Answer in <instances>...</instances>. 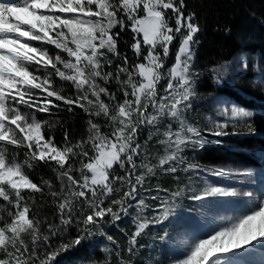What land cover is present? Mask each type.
<instances>
[{
    "label": "snow or ice",
    "instance_id": "snow-or-ice-1",
    "mask_svg": "<svg viewBox=\"0 0 264 264\" xmlns=\"http://www.w3.org/2000/svg\"><path fill=\"white\" fill-rule=\"evenodd\" d=\"M201 31L186 0H0V264H55L61 253L100 231L106 217L119 221L133 207L127 258L112 236L107 239L114 247L103 251L104 264H113V254L115 264H134L138 238L168 219L186 193L202 205L221 197L249 200L241 215L194 240L172 264H232L230 253L264 246V197L218 186L207 176L199 182L189 176L180 187L181 173L199 170L219 178L253 175L205 167L184 154L213 142L205 132L228 135L230 125L252 116L233 104L219 113L224 122L209 128L194 122ZM126 32L132 34L131 43L125 42L131 56L119 47ZM56 77L75 92L54 87ZM57 102L88 114L86 135L73 141L65 130L58 142L46 133L53 123L38 120L35 112L59 110ZM145 127L148 138L141 141ZM153 137L162 154L151 151ZM38 165L49 167L54 179L35 182L30 170ZM158 172L173 177L175 190L150 185ZM43 207L52 208V215L42 216ZM145 264H153L152 258Z\"/></svg>",
    "mask_w": 264,
    "mask_h": 264
},
{
    "label": "rangeland",
    "instance_id": "rangeland-1",
    "mask_svg": "<svg viewBox=\"0 0 264 264\" xmlns=\"http://www.w3.org/2000/svg\"><path fill=\"white\" fill-rule=\"evenodd\" d=\"M130 34V32H128ZM178 47V42L175 44ZM131 52V49L129 47ZM50 52H55L57 50L49 46ZM132 55V52H131ZM170 55L173 58L175 52L173 50ZM170 59V57H169ZM172 62L168 61L170 66ZM251 64V65H249ZM252 66V69L250 68ZM226 67V71L213 72L215 81L217 84L227 86L239 87L240 84L249 85L251 88L260 93L261 97H264V70L262 66V61L259 55H249L244 53H239L232 61H227L224 64L216 67L215 69H223ZM57 82H65L56 77ZM197 86V82H196ZM196 95L193 97L191 115L194 117V122L202 128H209L212 126L213 121L224 122L227 117L221 116L219 113L224 107L235 104L247 111L252 113L245 122H242L238 127H230L227 129L228 135H245L248 133H254V136L264 135V114L259 110L249 109L245 106L239 105L238 103L230 100L226 95L217 94V92H212L209 94H200L196 91ZM54 87L61 88L54 83ZM74 89V88H73ZM74 91H70V94ZM61 105L62 102H57ZM60 110V109H59ZM53 109L51 113L35 112L36 118H39V114H50L53 115L55 112L59 111ZM51 117V116H50ZM43 121V120H41ZM52 123V122H51ZM250 124L254 131H250L244 124ZM46 133L55 136L53 128H45ZM149 129L145 127L144 132L141 136V141L147 140ZM204 135L209 141H213L214 144L217 143L218 137L225 136H214L208 132ZM156 137H153L152 141L149 142L150 149L153 152H160L162 154L161 146L155 143ZM206 144V145H208ZM201 149H193L191 147L185 149V155L193 163H199L205 167L211 168H224L233 169L238 172L250 171L253 173L252 176L243 175H233L231 177L219 178L211 176L205 173L203 170L197 172H189L188 174L181 173L183 178V183L180 187H186L188 185L187 177H192L193 181L199 182L201 177L207 176V179L218 186L233 187L238 191H253L257 198L264 197V150H258L257 155L260 160V165L256 166H242L241 161H235L232 157L226 158V165H220L217 167L215 165H209L206 162L196 160L195 158H190L193 153L199 152ZM154 162V161H153ZM119 171V170H118ZM169 176L158 172L156 176L150 178V185L154 188L155 185L159 184L165 187L162 182H160L159 177L164 178ZM175 190V185L171 188ZM152 194H155L154 191ZM145 195H148L147 193ZM189 193L185 196L177 198L171 209V213L165 221L161 224L150 225L148 229L142 234L141 241L138 243V253L132 257L134 264L136 262H142L145 264L146 260L151 257L153 264H172L175 259L183 258L188 246L196 239L204 238L207 233L212 232L215 228L223 225L227 222L228 217H235L241 215L245 210V205L248 203L249 198L238 196V197H221L213 198L211 200L203 202L192 201L189 198ZM146 203H153L150 199H146ZM149 214V213H146ZM136 215L135 208L129 209L128 216H122V219L116 222H112L109 217H106V223L101 225L100 231H95L94 234L86 238L89 244H97L98 241H104L105 245H99L101 249L105 247H114L107 239L108 236H112L116 240L121 249H126L128 247L127 239L128 236L135 231V226L132 225V219ZM101 232L104 234L102 235ZM167 233L164 239L161 237ZM121 239H124L125 244L123 245ZM142 245V247H141ZM125 246V247H124ZM142 249H146L145 253H141ZM141 253V254H139ZM107 255V254H106ZM124 255V251L122 252ZM127 258V257H126ZM65 257L61 258L63 261ZM229 259L232 264H264V246L256 245L255 247L248 246L246 249H241L235 254H229ZM91 264L94 262H90ZM55 264H58L55 262Z\"/></svg>",
    "mask_w": 264,
    "mask_h": 264
},
{
    "label": "trees",
    "instance_id": "trees-1",
    "mask_svg": "<svg viewBox=\"0 0 264 264\" xmlns=\"http://www.w3.org/2000/svg\"><path fill=\"white\" fill-rule=\"evenodd\" d=\"M186 4L189 11L196 12L202 28L198 34L199 44L196 46L194 62V69L201 73L197 80L196 91L200 94L217 92V94L226 95L239 105L251 109L257 108L264 113V102L260 101L264 97H261L259 92L244 84H240L239 87L217 84L213 71H211L227 61H232L239 53L259 55L264 70V0H186ZM131 35L128 32L123 33L119 44L121 51L129 56L131 52L125 42L131 43ZM174 56L172 58L170 55L169 62H174ZM250 68L252 69V66ZM54 80L57 86L67 93L75 92L70 82H57L56 78ZM39 118L52 122L54 126L51 128L54 129L57 141L63 142L65 130L68 131L73 141L86 135L89 116L80 108H73V111L69 112L62 104L61 109L55 114H39ZM217 140V143L205 145L199 152L192 153L190 158L217 167L226 165V158L229 157L235 161L256 164L254 151L257 148H264V137L254 136V134L228 135L218 137ZM30 175L35 182H39L41 177L54 179L50 168L44 165H38L30 170ZM159 180L167 188H172L176 183L171 175L164 178L159 177ZM39 211L42 216H51L53 212L50 207H43ZM69 235L73 237L77 235L75 227L69 229ZM142 237L141 235L138 238V243ZM121 242L125 244L124 239H121ZM100 244L106 246L104 241L89 244L84 239L79 245L61 253L56 262L58 264H91L90 262L104 264L107 255L99 247ZM145 251L146 249H142L141 253ZM124 255L126 257V249H124ZM63 257L65 259L62 261ZM112 262L113 264L116 262L114 254ZM136 263L143 264L139 261Z\"/></svg>",
    "mask_w": 264,
    "mask_h": 264
}]
</instances>
